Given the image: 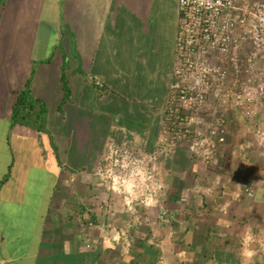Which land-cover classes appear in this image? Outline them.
Instances as JSON below:
<instances>
[{
  "label": "crops",
  "instance_id": "0c3cea01",
  "mask_svg": "<svg viewBox=\"0 0 264 264\" xmlns=\"http://www.w3.org/2000/svg\"><path fill=\"white\" fill-rule=\"evenodd\" d=\"M178 26V0H0V264H264V111L230 103L212 167L157 157L145 212L97 176L110 145L157 152Z\"/></svg>",
  "mask_w": 264,
  "mask_h": 264
},
{
  "label": "built area",
  "instance_id": "2783aa9c",
  "mask_svg": "<svg viewBox=\"0 0 264 264\" xmlns=\"http://www.w3.org/2000/svg\"><path fill=\"white\" fill-rule=\"evenodd\" d=\"M178 10L173 82L150 160L168 159L186 146L212 167L230 123V103L245 120L264 111V0H178Z\"/></svg>",
  "mask_w": 264,
  "mask_h": 264
},
{
  "label": "rangeland",
  "instance_id": "374dc122",
  "mask_svg": "<svg viewBox=\"0 0 264 264\" xmlns=\"http://www.w3.org/2000/svg\"><path fill=\"white\" fill-rule=\"evenodd\" d=\"M250 1L256 2L258 0ZM109 148L112 149V155ZM110 156H112L111 160L106 162L105 158ZM150 157H152L151 154H142V150L133 143L126 142L117 147L110 145L102 159V168L97 176H100L103 181H108L115 193L125 197L127 206L132 205L133 202H143L140 207L144 209L142 212H145V208L148 206L145 202L147 198L160 194L158 186H154L157 183L156 180L160 181L159 167L157 166L158 158L151 162ZM152 166H154L153 169ZM149 176L155 178L153 182L149 180ZM163 189L164 187L161 188L160 192Z\"/></svg>",
  "mask_w": 264,
  "mask_h": 264
},
{
  "label": "trees",
  "instance_id": "16d2710c",
  "mask_svg": "<svg viewBox=\"0 0 264 264\" xmlns=\"http://www.w3.org/2000/svg\"><path fill=\"white\" fill-rule=\"evenodd\" d=\"M45 115V105L40 101L33 100L29 96V92H23L18 96L13 108L14 121H28L32 127L41 130L45 128Z\"/></svg>",
  "mask_w": 264,
  "mask_h": 264
},
{
  "label": "clouds",
  "instance_id": "9594fccd",
  "mask_svg": "<svg viewBox=\"0 0 264 264\" xmlns=\"http://www.w3.org/2000/svg\"><path fill=\"white\" fill-rule=\"evenodd\" d=\"M147 204L152 205L155 203L152 197H148L147 200L145 201ZM252 240V237L249 236L246 238V243L250 242ZM255 252L254 249L250 247V244L244 253V264H252V258L254 256Z\"/></svg>",
  "mask_w": 264,
  "mask_h": 264
}]
</instances>
